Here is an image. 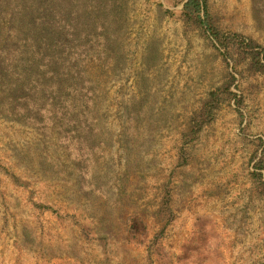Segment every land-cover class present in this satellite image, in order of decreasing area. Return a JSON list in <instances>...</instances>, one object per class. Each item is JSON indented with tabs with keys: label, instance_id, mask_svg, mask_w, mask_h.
Masks as SVG:
<instances>
[{
	"label": "rangeland",
	"instance_id": "rangeland-1",
	"mask_svg": "<svg viewBox=\"0 0 264 264\" xmlns=\"http://www.w3.org/2000/svg\"><path fill=\"white\" fill-rule=\"evenodd\" d=\"M185 1L91 0L89 36L49 50L65 82L0 10V264H264V72ZM206 4L264 48V0Z\"/></svg>",
	"mask_w": 264,
	"mask_h": 264
},
{
	"label": "trees",
	"instance_id": "trees-1",
	"mask_svg": "<svg viewBox=\"0 0 264 264\" xmlns=\"http://www.w3.org/2000/svg\"><path fill=\"white\" fill-rule=\"evenodd\" d=\"M81 1L74 6L76 0H0L1 11L6 12V6L12 7L11 22L23 26L25 36L41 42L43 51L48 50L50 59L45 61L44 67L48 66L56 74L59 82L68 81L73 78V75L69 71L62 70L66 69L67 65L57 60L49 53V50L59 51L62 47V40L71 35L75 36L74 39H85L89 36L87 29L96 27L93 14L98 10L94 8L97 6L92 5L91 0ZM181 18L186 26L199 30L209 41H214L224 50L230 43H233L243 58L249 59V67L253 71L264 72V48L239 34L222 32L214 24L207 10L206 0H186L181 7ZM17 73L22 75L20 71ZM230 78L232 79V76ZM18 81L23 83L25 79L22 77ZM75 84H78L77 81ZM20 85L22 86L21 83ZM222 89L228 91L229 85L223 86ZM217 90L219 91V88ZM217 90L211 92L203 104L204 113L201 114L200 120H204L205 111H211L216 106ZM232 95L236 108H238L242 100L237 95ZM262 173H264V163L258 161L251 175L260 188L259 193L261 194L264 193V182H261Z\"/></svg>",
	"mask_w": 264,
	"mask_h": 264
}]
</instances>
